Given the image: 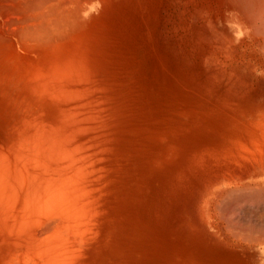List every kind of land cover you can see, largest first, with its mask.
<instances>
[{
  "label": "bare ground",
  "instance_id": "1",
  "mask_svg": "<svg viewBox=\"0 0 264 264\" xmlns=\"http://www.w3.org/2000/svg\"><path fill=\"white\" fill-rule=\"evenodd\" d=\"M107 3L108 0H0V101L4 99L6 103H3L6 107L7 102L11 100L9 113L11 114L13 111L17 113V119H12V115H10L13 128L11 129L8 124L10 129L4 130L7 133V138H0V264H98L93 255L97 249L103 250L107 246L109 238L107 234L105 235L107 237L104 236L105 229L108 228V225H112L117 217L113 216L114 214L111 215L113 212L111 197L113 195L108 196L111 189L110 186H107L108 190L110 189L107 190L105 179L112 170L108 167L115 163L113 161L116 157V143L121 141L120 138L116 141L118 139L116 132L119 130L116 128H120V125H115L116 114L110 115V112L116 110L117 105L122 107L120 104L115 105L120 90L116 88L109 76L111 64L107 60L109 56L106 57L107 29L104 25V20L107 17L100 19V13L106 8ZM198 3H200L198 7L201 10L206 9L211 15L210 17L214 21L213 27L221 32L219 40L222 37L227 39L224 49H238L243 53L241 58H247L256 70L264 73V0H198ZM145 13L147 15V11ZM131 22L133 23V21ZM228 31L231 32L230 38L226 34ZM257 42L258 47L255 45ZM125 96L129 98V95ZM124 100L122 98L118 101ZM126 100L131 102L130 99ZM125 102L127 101L123 102L125 105L123 106L130 109L129 103L125 104ZM262 107H255V113L250 115L247 122L242 123L244 127L252 128L249 133H246L247 128L244 129L246 136L252 137L247 136L250 141L245 137L250 143L253 142L252 145H249L250 147L247 145L249 142L243 138L245 133L242 138L239 136L242 134L241 131H244L243 129L238 131L241 132L240 134L231 132H237L238 129H230L229 132L226 130L232 137L238 134L239 137L236 135L234 138L238 137L239 142V138L244 139V145L241 144L243 142L241 140L237 147V143H231L235 139L230 138L231 135L228 136L232 139L229 143L237 147V150L234 149V151L239 152H237L239 157L235 158L236 166L241 167L240 173H249L250 178L244 179L245 182L230 184L229 188L221 193V197L218 193L219 197L215 196V198H224V204L220 211L224 218L226 215L234 220L236 227H231L228 230H233L235 236L240 240L257 245L259 252L264 257V228L258 226L255 229L253 226L252 229L245 228L241 226V223V225L237 223L239 217L242 218L243 215L240 213L241 205L249 206L248 209L250 207L258 208L259 205L264 206V104ZM120 112L118 110L120 116L126 119L124 118L125 112L123 114ZM130 112L132 111L130 110ZM252 115L257 117L255 121L251 120ZM118 122H116L117 125ZM169 130L172 129L169 128ZM168 132L170 131L167 130L166 134ZM173 133L174 129L170 135L168 134L169 137H173ZM118 134L120 136V133ZM128 137L131 139L134 136ZM229 138L226 137L227 141L224 138L219 141L223 144L226 141L228 146H225L228 148ZM237 139L233 142H238ZM144 141L142 142L144 143ZM157 141L159 142V140ZM153 143L155 144V142ZM126 145L128 146V143ZM230 147L228 152L232 150ZM124 148L123 150H126V147ZM218 148L221 149L220 145ZM211 149L213 150V148ZM132 151L134 152L135 149ZM221 151L220 153L227 155V151ZM214 152H216V145ZM235 152H232L231 155ZM215 154L217 155V153ZM215 154L211 157H215ZM218 156L215 157L217 158L215 162L217 163L219 159V163H217L219 166L224 155L223 158H218ZM225 157L230 158V154ZM125 159L130 158L125 157ZM232 160L234 161V158ZM115 161L118 163L119 160ZM226 161L228 160H223L224 164ZM229 162H232L231 159ZM119 164L122 165L121 162ZM229 164L231 165V163ZM217 167L216 170L219 169ZM226 170L228 172L231 169L227 168ZM107 171L109 173L105 175ZM122 171L126 172V170ZM221 171L222 173L226 172L221 169L220 174ZM227 172L226 175L223 174L225 176L231 174V171ZM216 173L213 172L212 175L214 176ZM247 173L246 175H248ZM104 175L105 178H103ZM236 176L235 178H237ZM257 176L262 178H257ZM186 180L188 179L186 178ZM169 183L172 185L171 181ZM127 195L128 193L125 196ZM126 199L123 201H127ZM116 202L115 204H117ZM154 202H156V198ZM216 202L214 203L215 207ZM126 203L130 205L129 201ZM123 206L127 207V210H133L132 208L128 209L126 204ZM133 208L136 210L134 212H138L136 207ZM241 208L244 210V205ZM156 212L158 211L156 210ZM155 214L152 216H156ZM112 216L116 218L113 219ZM126 216L128 217V215ZM261 218L263 217L261 216ZM247 219H245L246 222ZM118 220L120 217L115 221ZM229 220L225 219L224 221ZM249 221L251 220L249 219ZM121 224L122 222L119 227ZM120 228L122 229V226ZM231 236L233 237L234 234ZM235 236L234 238H236ZM178 247L180 248V246ZM96 258L99 259V257Z\"/></svg>",
  "mask_w": 264,
  "mask_h": 264
},
{
  "label": "rangeland",
  "instance_id": "2",
  "mask_svg": "<svg viewBox=\"0 0 264 264\" xmlns=\"http://www.w3.org/2000/svg\"><path fill=\"white\" fill-rule=\"evenodd\" d=\"M131 1L108 0L106 8L100 13V19L107 17L104 20L107 29L105 38L106 57L109 56L107 60L111 64L110 70L113 73L112 75L109 71V76L116 88L120 90L115 105L120 104L125 108L123 102L127 101L129 104L127 102L125 104L127 103L130 109L126 106L127 108L123 111L126 119H123L118 113V110L119 112L123 110L119 105H117L116 110L110 112V115L112 113L116 114L115 125H120V128L115 126L116 129H119L116 132V138H118L116 141L119 138L121 141L116 143L115 156L117 158L114 157L115 160L119 161L117 163L114 160L115 163L110 164L108 168L115 170L113 172L107 169L110 173L109 171L105 173V175L109 173L105 181L107 182L106 188L110 186L111 189L108 196H114L111 197V205H114L111 207L113 209L111 215L114 214L113 216L117 217L112 216L113 219L120 217V220L115 221L116 219H114V223L108 225V228L105 229L104 236L107 234L109 238L107 239L106 249H97L93 255L94 258L98 264H264V257L259 252L257 245H251L240 240L235 236L233 230H228L231 227H236L234 220L228 216L226 217V215L224 218L220 211L224 204V198H215L218 193L221 197V193L226 191L230 184L245 182L250 178L249 173L246 172L248 175L240 173L241 167L236 166L235 158L239 156L238 151H235L241 140L243 141L241 144L244 145L245 137L249 136H246V133H249V130L252 129L244 127L242 123L247 122L250 115L255 113L257 106L263 108L264 73L256 70L247 58H241L243 53L239 52L238 49H224L227 39L222 37L219 40L221 32L213 27L214 21L208 11L206 9L201 10L198 7L200 4L198 0ZM226 34L230 38L231 32L228 31ZM255 45L258 47V42ZM150 46L154 49H151ZM124 64L128 65H126L127 68ZM127 92L128 94H125ZM123 94L129 95V98L123 96ZM121 97L125 100L118 101L122 99ZM126 99H130L131 102ZM10 101L7 102L6 107L4 105L6 101L4 102V99L0 101L1 139L7 138L5 129L13 128L10 115H12V119L17 117V113L13 110L11 114L9 113ZM119 107L122 109L120 110ZM137 111L139 112L138 115ZM130 113L131 115H129ZM8 114L9 116H7ZM255 118L257 119L252 115L251 120L255 121ZM7 121L9 122L7 123ZM117 121L120 124L118 122L117 125ZM2 125L3 128H6L3 129ZM169 128L174 129L173 137L170 136L171 139L169 135L172 130H169ZM245 128H247V132L244 130ZM230 129H238L237 132H231L233 134L242 132L239 136L242 138L245 135L244 139L239 138V142L237 139L238 134H235V136H238L237 138L232 137L231 134V136L228 135ZM242 129L244 131L238 132ZM167 130L170 131L168 132L169 135L166 134ZM142 131L143 133H141ZM154 132L159 135H155ZM118 133H120V136ZM243 133L245 134L243 135ZM128 136L134 137L130 139ZM228 136L234 138L233 141L238 140L239 143L231 142L233 144L237 143V147L229 143L232 139ZM226 137L230 139L227 142L229 147L231 145L230 149L232 148L230 152H235L237 156L235 153L231 155L232 152H228L229 147H226L228 146L226 145ZM223 138L226 140L225 144L219 141ZM133 140L135 145L132 143ZM126 143H128V146ZM249 143H247L248 146L252 145L253 142ZM215 145L216 152H214ZM217 145L218 147L220 145L221 149ZM222 145L226 146L221 147ZM124 147H126V150H123ZM133 149H135L134 152ZM234 149L236 150L234 151ZM211 150L214 154L219 155L218 158L224 157L223 160H228L226 164L220 158L222 163L220 162L218 166L219 159L216 163L217 158L215 157L217 155L211 157L214 155L213 153L210 154ZM220 150H222L221 152L227 151V155H225L226 153H220ZM228 153L230 158L225 157L229 156ZM234 155L235 157H233ZM122 157L124 161L120 159ZM125 157L130 159L126 160ZM227 158L231 159L232 162H229ZM120 162L122 165L119 164ZM217 166L219 169L216 170ZM227 168L231 169L228 170V172L231 171V174L225 176ZM221 169L226 171H223L225 175L222 171L221 174L219 173ZM122 170H126V172ZM232 170L235 172H232ZM213 172L216 173L214 176L212 175ZM218 173L219 176H217ZM105 175L103 178H105ZM221 175L225 177H221ZM228 177L231 179L229 180ZM186 178L188 179L187 182L185 181ZM257 178L262 177L257 176ZM244 179L246 180L244 181ZM170 181L172 185H170ZM102 185L105 190L103 181ZM126 192L128 197L125 196ZM138 193L141 194L137 195ZM122 194L123 196H121ZM155 198L156 202H154ZM210 198H212V201ZM125 199L127 201L124 202ZM128 201L130 205L126 203ZM214 201L217 203L216 207ZM146 203L148 206H146ZM122 204H126L128 209L132 208L133 210H127V207ZM243 205L244 210L241 208ZM243 205L240 207V210H242L240 213L243 215L242 218L239 217L240 220L238 219L237 223H241L242 225H240L245 228L252 229L254 227L253 229H255L257 226L264 228V206L259 205L258 208L250 207L248 209L249 206ZM133 207H136L138 212H134L136 210ZM252 208L253 210H251ZM257 210L258 212H256ZM126 211L128 214L125 213ZM153 213H156L157 217L152 216ZM165 217L166 219H164ZM218 218L220 219L217 220ZM223 219H230L231 221L226 222ZM245 219H247V222ZM121 222L124 231L120 228L121 226L119 227ZM176 234L179 235L176 236ZM231 234H234L239 240L234 236L232 237ZM96 257H99L100 260Z\"/></svg>",
  "mask_w": 264,
  "mask_h": 264
}]
</instances>
